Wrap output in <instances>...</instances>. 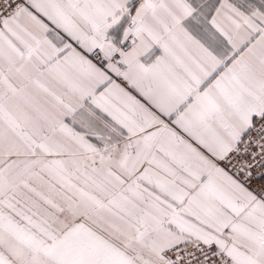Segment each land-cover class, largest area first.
<instances>
[{
    "label": "snow or ice",
    "instance_id": "snow-or-ice-1",
    "mask_svg": "<svg viewBox=\"0 0 264 264\" xmlns=\"http://www.w3.org/2000/svg\"><path fill=\"white\" fill-rule=\"evenodd\" d=\"M0 264H264V0H0Z\"/></svg>",
    "mask_w": 264,
    "mask_h": 264
}]
</instances>
